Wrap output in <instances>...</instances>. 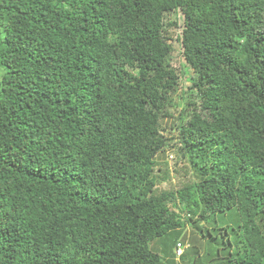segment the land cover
Segmentation results:
<instances>
[{"label":"trees","instance_id":"trees-1","mask_svg":"<svg viewBox=\"0 0 264 264\" xmlns=\"http://www.w3.org/2000/svg\"><path fill=\"white\" fill-rule=\"evenodd\" d=\"M188 223L181 263L264 264V0H0V264H174Z\"/></svg>","mask_w":264,"mask_h":264},{"label":"rangeland","instance_id":"rangeland-1","mask_svg":"<svg viewBox=\"0 0 264 264\" xmlns=\"http://www.w3.org/2000/svg\"><path fill=\"white\" fill-rule=\"evenodd\" d=\"M170 20L175 21L177 25L175 27H169V34L170 37H172L171 40H169V43L172 46V53L168 61L178 75V83L176 86V91L172 95L171 106H169L167 110L170 113L171 118L161 123L160 132L166 138V142L164 148L158 153L157 157L155 158L154 168L157 175H163L167 170L168 178L163 181L159 185V187L163 189L176 190L180 189L184 183H187L189 180L194 179L192 170L187 164L185 153L181 149V143L178 140L177 130L174 126L178 123L179 112L185 107L186 102L190 98V96L186 92L188 86L190 85L189 78L193 77L194 72L186 65L182 55L180 44L176 40V36L180 34L181 30L180 26H178L179 24H182L181 13L177 11L176 13L172 14L170 16ZM190 225L191 224L188 223V225H186L183 229L176 231L172 235V238H174L175 241L177 239H180L183 240L184 243H187V249H190L192 247L190 244L191 238H197V235H199V233L193 230ZM199 226L205 228L208 225L206 221H200ZM197 245H200V254L204 253L205 249L211 248V246L208 247V241L206 240H200L198 242L196 241L195 246ZM190 259L192 260L193 258L190 257ZM200 259H202V257H199L197 260H195L194 264H198V261H200ZM173 260L174 264H191V260H186L184 263H181L177 258H174Z\"/></svg>","mask_w":264,"mask_h":264},{"label":"built area","instance_id":"built-area-1","mask_svg":"<svg viewBox=\"0 0 264 264\" xmlns=\"http://www.w3.org/2000/svg\"><path fill=\"white\" fill-rule=\"evenodd\" d=\"M187 247H188L187 243H182L181 241H177L173 249L175 257L176 258L180 257Z\"/></svg>","mask_w":264,"mask_h":264},{"label":"clouds","instance_id":"clouds-1","mask_svg":"<svg viewBox=\"0 0 264 264\" xmlns=\"http://www.w3.org/2000/svg\"><path fill=\"white\" fill-rule=\"evenodd\" d=\"M174 249V248H173ZM187 249V248H186ZM173 254H174V252H173ZM183 254V253H182ZM174 257H175V255H174ZM176 258V257H175ZM177 259H179V257L177 258Z\"/></svg>","mask_w":264,"mask_h":264}]
</instances>
